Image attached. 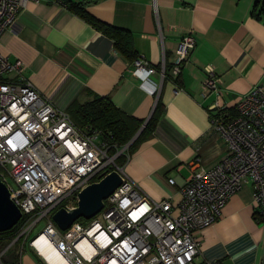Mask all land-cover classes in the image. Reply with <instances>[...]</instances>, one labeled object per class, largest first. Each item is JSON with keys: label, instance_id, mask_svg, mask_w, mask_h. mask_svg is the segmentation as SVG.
<instances>
[{"label": "crops", "instance_id": "crops-1", "mask_svg": "<svg viewBox=\"0 0 264 264\" xmlns=\"http://www.w3.org/2000/svg\"><path fill=\"white\" fill-rule=\"evenodd\" d=\"M70 1L83 2L99 21L129 31L136 58L143 57L157 70L163 63L165 77L157 72L143 83L132 73L135 58L126 57L112 37L73 12ZM263 2L28 1L0 35V54L9 62L21 61L23 76L66 111L73 102L106 96L124 113L145 122L159 99L163 110L155 129L134 147L122 167L145 203L169 197L177 204L182 181L226 154L212 119L220 111L235 115L242 95L254 85H264ZM188 31L195 45L179 74H174L175 50ZM206 65H212L220 78L217 91H202ZM153 83L160 85L158 94L150 90ZM171 177L174 183L168 182ZM253 211L252 186L246 183L226 201L218 219L197 232V260L260 264L264 222H256ZM24 246L19 264H47Z\"/></svg>", "mask_w": 264, "mask_h": 264}, {"label": "built area", "instance_id": "built-area-1", "mask_svg": "<svg viewBox=\"0 0 264 264\" xmlns=\"http://www.w3.org/2000/svg\"><path fill=\"white\" fill-rule=\"evenodd\" d=\"M28 1L0 0V35L12 26ZM195 45L192 31L179 41L171 70L179 74ZM132 73L145 83L159 73L143 57L133 60ZM21 61L0 54V178L20 208L19 230L10 244L26 236L41 218L47 224L29 240V246L47 263L34 241L46 233L67 264H220L198 261L197 232L213 224L226 201L243 185L252 186L254 216L264 222V85L251 87L236 104V114L218 112L212 128L225 141L226 154L210 167L200 166L180 185L181 199L143 200L115 158L124 148L101 138L89 125L78 126L23 76ZM204 93L217 91L220 78L205 66ZM158 94L160 85L152 84ZM225 109L226 107H222ZM125 147V145H124ZM126 148V147H125ZM127 161V160H126ZM122 183L104 199L103 208L87 223L76 220L66 230L52 221L61 206L76 204V194L111 170ZM173 177L168 179L174 183Z\"/></svg>", "mask_w": 264, "mask_h": 264}, {"label": "trees", "instance_id": "trees-1", "mask_svg": "<svg viewBox=\"0 0 264 264\" xmlns=\"http://www.w3.org/2000/svg\"><path fill=\"white\" fill-rule=\"evenodd\" d=\"M67 4L73 12L80 15L84 20L91 23L103 33L112 37L115 46L126 57L129 59L136 58L129 31L99 21L85 10L83 2L70 1L67 2ZM162 110V105L158 99L150 118L147 121L142 122L117 108L106 96H97L85 103L73 102L67 109L76 125H89L92 129L100 131L102 139L115 145V147L111 149V153H115L126 145L144 124L140 134L126 148V151H123V153H120L115 158V163L118 166H122L126 162L128 154L141 141V139L155 129L162 114ZM254 218L256 219V222H263L258 216H254ZM22 220L9 230L0 231L1 264H19V255L25 247V242L20 238L12 244L10 243L16 236ZM78 220L84 224L87 223V220L84 218H79Z\"/></svg>", "mask_w": 264, "mask_h": 264}, {"label": "water", "instance_id": "water-1", "mask_svg": "<svg viewBox=\"0 0 264 264\" xmlns=\"http://www.w3.org/2000/svg\"><path fill=\"white\" fill-rule=\"evenodd\" d=\"M144 125V124H143ZM143 125L125 145L127 148L140 134ZM120 171L113 169L99 180L91 182L76 194V204L61 206L51 215L54 224L60 230H66L79 218L89 220L104 206L106 199L121 183ZM22 212L10 197V191L0 178V231L11 229L20 220ZM260 264H264V245Z\"/></svg>", "mask_w": 264, "mask_h": 264}, {"label": "bare ground", "instance_id": "bare-ground-1", "mask_svg": "<svg viewBox=\"0 0 264 264\" xmlns=\"http://www.w3.org/2000/svg\"><path fill=\"white\" fill-rule=\"evenodd\" d=\"M34 244L51 264H67L46 233H41L34 241Z\"/></svg>", "mask_w": 264, "mask_h": 264}, {"label": "rangeland", "instance_id": "rangeland-1", "mask_svg": "<svg viewBox=\"0 0 264 264\" xmlns=\"http://www.w3.org/2000/svg\"><path fill=\"white\" fill-rule=\"evenodd\" d=\"M124 152L126 151V148L123 146ZM47 224V219L45 217L41 218L37 223L33 225L31 228L30 232L26 236L27 243H26V248H30L29 240L33 238L38 232H40L42 229H44V226ZM30 249H33L32 247Z\"/></svg>", "mask_w": 264, "mask_h": 264}]
</instances>
